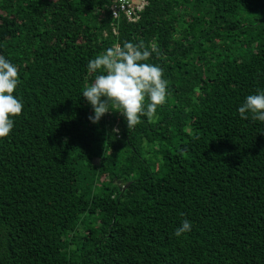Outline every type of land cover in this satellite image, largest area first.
<instances>
[{"label":"trees","instance_id":"1","mask_svg":"<svg viewBox=\"0 0 264 264\" xmlns=\"http://www.w3.org/2000/svg\"><path fill=\"white\" fill-rule=\"evenodd\" d=\"M115 2L0 0L24 106L0 139V264H264V123L237 111L264 89V0H147L137 22ZM124 42L155 49L166 102L94 124L88 61Z\"/></svg>","mask_w":264,"mask_h":264},{"label":"clouds","instance_id":"2","mask_svg":"<svg viewBox=\"0 0 264 264\" xmlns=\"http://www.w3.org/2000/svg\"><path fill=\"white\" fill-rule=\"evenodd\" d=\"M142 44L124 42L90 59L89 74L94 80L85 83L81 95L91 106L89 120L96 124L110 111L120 112L128 129L141 122V117L153 118L157 107L166 102L167 81L163 70L146 63L152 52ZM18 68L4 55H0V139L8 137L14 129V119L22 113L23 102L16 95ZM242 120L251 119L264 123V89L247 95L237 109ZM118 131V130H117ZM192 231V222L184 219L175 230L181 237Z\"/></svg>","mask_w":264,"mask_h":264},{"label":"built area","instance_id":"3","mask_svg":"<svg viewBox=\"0 0 264 264\" xmlns=\"http://www.w3.org/2000/svg\"><path fill=\"white\" fill-rule=\"evenodd\" d=\"M147 5V0H116L111 11L114 19H119L124 15L129 22H137ZM114 31L117 33L116 29Z\"/></svg>","mask_w":264,"mask_h":264}]
</instances>
